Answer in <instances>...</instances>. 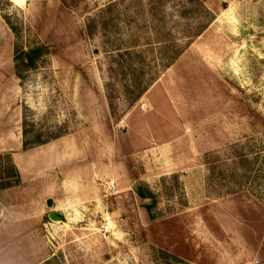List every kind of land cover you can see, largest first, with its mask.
Masks as SVG:
<instances>
[{"label":"rangeland","instance_id":"1","mask_svg":"<svg viewBox=\"0 0 264 264\" xmlns=\"http://www.w3.org/2000/svg\"><path fill=\"white\" fill-rule=\"evenodd\" d=\"M16 43L49 49L23 80ZM75 132L107 177L86 216L44 213L40 264H264V0H0V136Z\"/></svg>","mask_w":264,"mask_h":264},{"label":"crops","instance_id":"2","mask_svg":"<svg viewBox=\"0 0 264 264\" xmlns=\"http://www.w3.org/2000/svg\"><path fill=\"white\" fill-rule=\"evenodd\" d=\"M134 111L128 113L131 120L138 116ZM4 138L0 136V151H10L20 181L0 188V197L7 198L0 209V264H40L47 258L40 241L44 213L55 211L68 220L86 216L95 203L96 180L107 177L106 168L97 174L95 148L85 133L62 135L26 150L22 138L9 144Z\"/></svg>","mask_w":264,"mask_h":264},{"label":"trees","instance_id":"3","mask_svg":"<svg viewBox=\"0 0 264 264\" xmlns=\"http://www.w3.org/2000/svg\"><path fill=\"white\" fill-rule=\"evenodd\" d=\"M204 12L206 13V15L211 16L207 21V23H209L212 19V15L209 10L205 8ZM3 18L9 25L13 33L18 36V29L14 24H12L10 18L5 14L3 15ZM206 27L207 25H204L196 32L195 35H199ZM162 52L163 50L161 49L160 58L163 67L170 66L179 54V51H177L176 53H172V55L164 56L165 54L162 55ZM126 54L129 57V61L123 67V70L128 82L125 86H123V88L125 89L128 96L134 93L132 98L129 100V106H132L147 91V89L151 85V80L143 81L144 71L140 66L143 65V53L137 52L135 50H126ZM47 55H49V49L44 44L37 43L35 45L24 48L16 43L14 46L13 56L15 75L19 79L23 80V78L25 77V73L37 69L41 60L44 59V57H46ZM139 60L141 62H138ZM23 134L25 136V130H23ZM46 142L48 141L39 140L36 144H30L26 139L23 138V149L26 150L37 145L44 144ZM4 156H6L10 165L8 168H4L0 171V188L10 187L12 185L18 184L20 181L18 171L11 160V155L5 154ZM138 193L141 196L143 195V193H141L140 191Z\"/></svg>","mask_w":264,"mask_h":264},{"label":"water","instance_id":"4","mask_svg":"<svg viewBox=\"0 0 264 264\" xmlns=\"http://www.w3.org/2000/svg\"><path fill=\"white\" fill-rule=\"evenodd\" d=\"M50 218H52L53 220H61V217L54 213L50 214Z\"/></svg>","mask_w":264,"mask_h":264},{"label":"built area","instance_id":"5","mask_svg":"<svg viewBox=\"0 0 264 264\" xmlns=\"http://www.w3.org/2000/svg\"><path fill=\"white\" fill-rule=\"evenodd\" d=\"M108 188H113V183L110 182L108 185H107Z\"/></svg>","mask_w":264,"mask_h":264}]
</instances>
